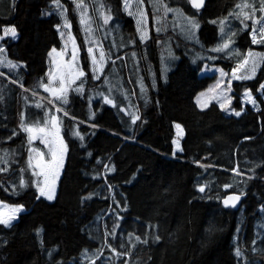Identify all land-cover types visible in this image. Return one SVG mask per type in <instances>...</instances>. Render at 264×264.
Returning <instances> with one entry per match:
<instances>
[{
	"label": "trees",
	"instance_id": "trees-1",
	"mask_svg": "<svg viewBox=\"0 0 264 264\" xmlns=\"http://www.w3.org/2000/svg\"><path fill=\"white\" fill-rule=\"evenodd\" d=\"M52 1H0V32L9 24L17 32L16 38H4L3 46L21 64L9 73L17 83L0 77V200L24 206L10 226L0 224V264H264V40L253 43L249 29L236 21L238 58L213 62L231 69L247 49L256 48L261 66L253 78L232 83L239 116L225 114L215 103L200 109L195 95L213 76L198 72L209 59L193 60L176 48L175 66L163 78L148 6L152 37L146 46L155 82L143 65L147 97L138 91L129 114L121 109L123 99L111 105L98 97L91 106L76 94L66 104L55 100L67 112L56 111L66 155L55 196L48 200L38 194L28 163L31 141L20 124L23 116L46 123L44 109L55 111L33 94L44 93L49 51L61 46L59 16L44 14ZM60 1L68 7L89 77L79 21L71 1ZM238 1L206 0L194 9L188 0H163L197 20L194 48L203 54L220 41L217 22ZM103 2L124 22L143 64V46L123 0ZM245 91L254 95L257 109L241 100ZM176 123L182 129L179 151ZM229 192L241 195L238 208L223 204Z\"/></svg>",
	"mask_w": 264,
	"mask_h": 264
},
{
	"label": "rangeland",
	"instance_id": "rangeland-1",
	"mask_svg": "<svg viewBox=\"0 0 264 264\" xmlns=\"http://www.w3.org/2000/svg\"><path fill=\"white\" fill-rule=\"evenodd\" d=\"M70 1L72 3V10L79 21L85 49L89 58L91 75L88 77L83 69L81 49L72 29L68 7L60 0L59 3L56 0L52 1L50 8L44 10V14L50 15L51 13H55L59 16L57 28L61 39V46L59 48L54 47L49 51V66L46 72V79L41 84V89L44 93L41 94L34 91L33 94L51 105L55 104L57 107L53 105L55 111L52 113H49L48 108L44 109L48 117L46 123L27 122L23 116L20 124V127L24 131L25 128L31 129V131H26L31 141L28 148V163L34 172L35 185L40 197L46 198V196L40 195L41 188H44L46 192L49 189H54L55 196L58 178L63 166L57 167L53 163V154H55L57 159L62 157L63 164L66 155V143L62 137L61 124L56 113V111H60L58 109H61V107L55 103V100L63 103V99L66 98L68 102L70 96L76 94V96L80 97L85 96L91 106L92 101L98 97H103L105 102L111 100V103L107 102L111 105L115 104L117 99H123L126 105L121 106V109L126 114H129L131 112L134 113L132 99L136 104L138 91L141 97L146 99L148 88L142 74L143 65L147 69L150 81L152 83L155 82L154 67L151 60L152 50L146 46L152 37V27L149 22L150 9V12L154 13V16L152 15V25L156 33L157 54L163 78L175 66L178 58V54L175 52L176 48L183 49L185 54L193 60L198 57L209 59L198 72L199 76H213L208 85L195 95V103L200 109L215 103L225 114L235 115V112L238 111L233 106V81L253 78L262 63V52L256 48L247 49L243 58L239 62H235V66L231 69L225 68L220 63L213 62L217 59L238 58L241 50L238 48L239 44L237 42L238 30L236 21L238 20L242 28L249 29L252 42L253 36L259 42L264 40V33L259 31L261 25L264 24V20H261V17H264V12L259 11L260 1L239 0L230 14L217 22L220 41L203 54L194 48L197 41L199 42V24L195 18L185 15L180 7L166 4L163 0H123L124 12L131 16L134 21L135 35L139 41L137 44L143 46V50L140 51L143 54V64L138 58V52L133 48L135 47L133 40L128 37L130 32H127L128 30L124 26V22L113 16L110 7L103 0ZM10 2L12 4V0ZM77 3H80L82 6L78 8ZM244 4L254 5V8L243 7ZM237 5H241V7H237ZM168 9H171V11ZM244 14H248L250 18L245 20ZM105 17H110L107 24L104 23ZM82 19L85 21L84 23H81ZM137 21H141L140 28L143 30V39H141V31H138ZM191 21H195L198 27H193ZM11 28L14 27L10 24L5 25L0 32V49H2L0 51V77L10 82L11 80H15L9 76V73H16L17 69L21 66L19 62L13 61L7 56L3 46L2 41L4 38L17 37V32L15 37L10 33L5 35V29ZM254 29L256 30L255 32L253 31ZM224 44H227L228 47L223 48ZM130 45H133V47ZM129 46L130 48H127ZM90 48L92 49L91 52H89ZM217 48H222V50L214 51ZM54 49L55 51H53ZM123 50H125L124 54L117 56ZM101 52L104 53L102 61L100 59ZM9 62L15 65V67H9ZM253 68H255L254 72ZM81 72L84 73L83 76L80 75ZM236 77L250 78L237 79ZM15 83L17 82L15 81ZM44 85H47L49 90L46 91ZM57 96L62 97V99H57ZM241 100L252 108L257 109L254 95L249 91H245L241 95ZM65 113L67 112L64 111ZM27 116L31 117L30 112H28ZM133 120H136L134 114ZM177 124H175L177 137L175 138L174 148L176 151H179V138L182 132L177 129ZM177 141L179 148H177ZM1 159L0 153V161ZM14 209L20 210L14 212ZM22 211H24V206L6 204L0 200V219H8L14 216L15 218L11 220V224ZM2 242L3 238L0 235V245Z\"/></svg>",
	"mask_w": 264,
	"mask_h": 264
},
{
	"label": "snow or ice",
	"instance_id": "snow-or-ice-1",
	"mask_svg": "<svg viewBox=\"0 0 264 264\" xmlns=\"http://www.w3.org/2000/svg\"><path fill=\"white\" fill-rule=\"evenodd\" d=\"M56 2L59 3V0H56ZM192 3H193V6H194V7L199 8V7L203 4V0H199V3H197L196 0H192ZM81 6H82V5H81L80 3H77V7H78V8L81 7ZM237 7H241V5H237ZM243 7H253V8H254V5L244 4ZM168 10L171 11V9H168ZM259 11L264 12V0H260V8H259ZM109 18H110V17H105V20H104V23H105V24L108 23V19H109ZM249 18H250V17L248 16V14H244V19H245V20H247V19H249ZM261 20H264V17H261ZM84 22H85V21L82 19V20H81V23H84ZM191 23L193 24V27H198V24H196L195 21H191ZM221 23H223V22H221ZM140 24H141V21H137L138 31H141V33H142V35H141V39H143V38H144V36H143V30L140 28ZM86 30H87V29H86ZM253 31L255 32L256 30L254 29ZM259 31H260L261 33H264V24L261 25V28L259 29ZM9 33H10L13 37H15V36H16V30H15V28L5 29V35H7V34H9ZM253 42H254V43L259 42V41H257V40L255 39V36H253ZM222 47H223V48H227L228 45H227V44H224ZM221 50H222V48L214 49V51H221ZM0 51H2V49H0ZM53 51H55V49H54ZM91 51H92V49L90 48V49H89V52H91ZM100 59H101V61L104 59V53H103V52H101V54H100ZM94 63H95V61H94ZM9 67H15V65H12V64L9 62ZM254 71H255V68H253V72H254ZM80 75L83 76L84 73L81 72ZM236 78H237V79H240V78H250V77H236ZM44 87H45V90H46V91L49 90L47 85H44ZM261 87H264V85H262ZM77 91H79V89H77ZM57 99H62V97L57 96ZM107 102H108V103H111L112 101H111V100H108ZM63 103H67V99H66V98L63 99ZM65 115H67V113H65ZM235 115L239 116V115H240V112H235ZM53 119L55 120V118H53ZM136 119H138V117H137ZM176 127H177L178 130H180V131L182 132L181 126H180L179 124H177ZM25 131H31V129H30V128H25ZM75 134H76V135H79L78 132L75 133ZM178 135H179V133H178ZM81 139H83V137H81ZM176 143H177V148H179V143H178V141H177ZM65 150H66V149H65ZM53 163L56 164L57 167H62V166H63V160H62V157L59 158V159H57V157L55 156V154H53ZM21 183H22V185H23V181H22ZM204 190H205L204 187H201V188L199 189V191H201V192H203ZM40 195H41V196H46L47 199L51 200V199H53V196H54V189H49V191L46 192V191L44 190V188H41V189H40ZM239 198H240L239 196H236V197H230L229 200H232V201H233V206H235L234 201L239 200ZM228 202H229V201L226 200V201H225V204L227 205ZM19 210H20V209H14V212H15V211H19ZM14 218H15V217L13 216V217H9L8 219H0V224H3V225L6 226V227H7V226H10V222H11V220L14 219ZM136 239L139 240L140 238H139V237H136ZM158 239H159V237H157V240H158ZM146 242H147V241H145V243H146ZM236 254H237V256L240 255L239 250H237V253H236Z\"/></svg>",
	"mask_w": 264,
	"mask_h": 264
},
{
	"label": "water",
	"instance_id": "water-1",
	"mask_svg": "<svg viewBox=\"0 0 264 264\" xmlns=\"http://www.w3.org/2000/svg\"><path fill=\"white\" fill-rule=\"evenodd\" d=\"M205 1H206V0H203V4H202L199 8H196V7L193 6L192 0H189V4H190V6H191L192 8H194V9H201V8L203 7ZM196 2L199 3V0H196ZM236 196H239L240 198H239V200L234 201L235 206H233V201H232V200H229V198H230V197H236ZM240 199H241V195H240L239 193H237V192H229V193H226V194L222 197V202H223V204H224L225 206H227V207L230 206V207L238 208L239 205H240ZM226 200L229 201L227 205L225 204V201H226Z\"/></svg>",
	"mask_w": 264,
	"mask_h": 264
},
{
	"label": "bare ground",
	"instance_id": "bare-ground-1",
	"mask_svg": "<svg viewBox=\"0 0 264 264\" xmlns=\"http://www.w3.org/2000/svg\"><path fill=\"white\" fill-rule=\"evenodd\" d=\"M63 3V2H62ZM65 3V2H64ZM66 5V4H65ZM121 57V56H120ZM126 59V58H125ZM11 80V79H10Z\"/></svg>",
	"mask_w": 264,
	"mask_h": 264
}]
</instances>
